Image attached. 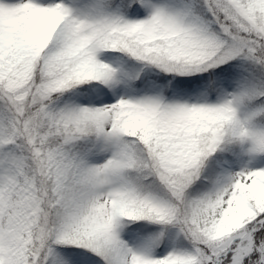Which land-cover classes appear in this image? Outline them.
Segmentation results:
<instances>
[{
    "label": "snow or ice",
    "instance_id": "snow-or-ice-1",
    "mask_svg": "<svg viewBox=\"0 0 264 264\" xmlns=\"http://www.w3.org/2000/svg\"><path fill=\"white\" fill-rule=\"evenodd\" d=\"M0 264H264V0H0Z\"/></svg>",
    "mask_w": 264,
    "mask_h": 264
}]
</instances>
